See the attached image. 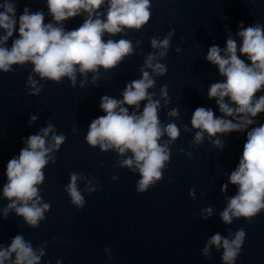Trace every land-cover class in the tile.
<instances>
[{
	"label": "clouds",
	"instance_id": "1",
	"mask_svg": "<svg viewBox=\"0 0 264 264\" xmlns=\"http://www.w3.org/2000/svg\"><path fill=\"white\" fill-rule=\"evenodd\" d=\"M47 15L51 22L45 23L43 10L35 12L25 7L23 13L16 16L15 0H4L0 4V72L10 73L13 66L31 64L32 74L26 81L28 95L39 96L42 80L60 83L67 78L72 87L77 85V76H81L80 87L88 82V74L92 73L91 82L99 79L100 69L110 71L117 68L127 57L133 55L134 46L131 40H114L125 30H141L151 17L150 0H46ZM107 6L106 12L100 11ZM83 16V23L73 30H66L64 22L70 18ZM18 38L12 40L11 47L7 42L16 32ZM236 36L228 35L226 47L217 45L209 47L206 60L217 66L222 82L212 83L207 92L209 99H215L221 117L215 116L212 109L197 107L192 114L191 128L184 126L185 132L195 130L193 145L208 140L218 150L224 148L221 135L232 132H244L250 125L257 123L256 117L264 113V25L255 23L244 27L239 24ZM109 38L105 41L104 36ZM175 30L163 38L153 37L150 46L154 52L149 53L143 66L139 69L141 78L126 84L121 93L122 99L109 95L101 97L100 109L105 115L92 120L85 136L86 143L102 152L114 151L118 156V167L127 168L138 173L136 191L147 192L163 179V170L170 162L172 145L180 136V128L176 123L163 124L159 112L169 104L167 85L160 88V99L150 89L156 87L155 77H163L167 67L164 60L170 48V41ZM141 41H136L139 46ZM180 53L181 48L175 49ZM247 57L246 63L240 55ZM38 76L36 80L33 77ZM161 100L164 101L163 105ZM141 111V102H145ZM132 108V111H129ZM169 118H178L179 111L172 108L166 113ZM230 117L231 119H228ZM38 117L32 115L29 124ZM46 127L37 134L24 140V147L17 157L10 159L6 166L7 182L3 185V198L9 202L0 212L7 218L14 212L22 217L30 228H38L45 220V213L51 205L43 202L40 186L45 180L44 169L49 163H56V156L66 137L57 134L50 120ZM77 131V129H73ZM167 140H162L163 137ZM180 152H184L180 149ZM130 153V155H129ZM190 158L192 153H186ZM103 166V165H101ZM113 180L118 177L113 176ZM85 181L84 192L91 194L98 189L93 186V178H85L82 174L72 172L65 192L71 204L78 209L85 206V197L79 183ZM229 185L237 191L228 196ZM195 188L189 190V196L195 199ZM225 194L226 206L219 213L222 222L231 225L234 219L252 220L264 211V124L252 127L247 131L246 143L236 168L228 175L227 182L221 186ZM201 219L208 220L213 215L211 207L202 210ZM246 238L243 228L233 233L228 230L225 237L219 232L207 239L202 249L204 257L211 256V249H222L223 264H235ZM44 245L33 247L24 236L16 235L10 246L0 245V264H41L45 256ZM105 254L111 260V249L105 248ZM62 264V261H57Z\"/></svg>",
	"mask_w": 264,
	"mask_h": 264
}]
</instances>
